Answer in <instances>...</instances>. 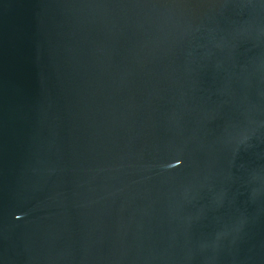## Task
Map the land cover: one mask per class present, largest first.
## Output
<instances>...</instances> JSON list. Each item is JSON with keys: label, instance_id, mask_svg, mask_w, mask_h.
Wrapping results in <instances>:
<instances>
[{"label": "water", "instance_id": "1", "mask_svg": "<svg viewBox=\"0 0 264 264\" xmlns=\"http://www.w3.org/2000/svg\"><path fill=\"white\" fill-rule=\"evenodd\" d=\"M0 264H264V0H0Z\"/></svg>", "mask_w": 264, "mask_h": 264}]
</instances>
